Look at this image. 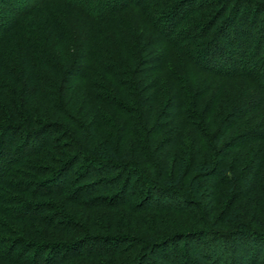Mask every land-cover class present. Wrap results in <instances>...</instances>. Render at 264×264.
<instances>
[{"label":"trees","instance_id":"1","mask_svg":"<svg viewBox=\"0 0 264 264\" xmlns=\"http://www.w3.org/2000/svg\"><path fill=\"white\" fill-rule=\"evenodd\" d=\"M2 1L0 264H264V0Z\"/></svg>","mask_w":264,"mask_h":264},{"label":"rangeland","instance_id":"2","mask_svg":"<svg viewBox=\"0 0 264 264\" xmlns=\"http://www.w3.org/2000/svg\"><path fill=\"white\" fill-rule=\"evenodd\" d=\"M123 2H125V0H119L117 3L119 4V6H121V4ZM20 3L21 4H24L25 7L28 6V5H29L28 7H32V5L35 4V0H27V1L21 0ZM46 4H47V6H49V9L50 10H53L55 12L56 11L57 12H60L61 14L64 15V17H66V19H65L66 20V24L68 26L69 25L71 26V27L69 26L70 30H72V25L71 24H73V26L79 28L80 29L79 32H81V33L82 32H86V31H89L90 30V27L93 25L92 23H89L88 21H86L79 14V12L74 11V10L73 11L70 10V8H68L66 5H64L59 0H48L46 2ZM10 10H11L10 6L6 5L4 1L0 0V26L1 27L2 26H5L7 28L13 22L14 19H17V16L16 15L12 14L11 12H9ZM133 11L134 10L125 11L124 13H122V15L125 16V17H127V18H129V20H131L133 22H137V19H134V17H133V14H134ZM134 12H136V11H134ZM95 25H96V30L97 31H99V30L102 31L105 28V26H110L109 24L99 23V22L98 23H95ZM144 26H146V25L144 24ZM144 26H142V28ZM145 29H146V32L144 34L147 37V40L149 41L148 42L149 45H151L153 43V41L155 42V41L161 40L160 37H156V36L152 37V34H153L152 29H150L149 27H147V28L145 27ZM104 35H106V34L104 33ZM104 35L103 36L97 35L98 38H99V41H101V42L104 41V37H105ZM250 42L251 41H249V43ZM159 43H163V42L162 41H158L156 44H159ZM249 43H248V46H249ZM160 47H161V45H158L157 46V49L160 48ZM10 50H11V48L10 49L6 48V51L5 52L9 53ZM14 50L15 49L13 48V51ZM13 51H12V53H10L9 58H13L14 56H18L19 55L18 53L17 54H14ZM237 51H238V53H237ZM234 52H236L237 55L240 53L239 50H236V49L233 50V53ZM158 54H159V52H158ZM239 59H241L240 56H239L238 60L236 61V64H235L236 67L235 68H239V67L242 66V65H240ZM94 68H95L94 70H91V77L89 78V79H91V82L93 80H95V81L96 80L97 81L100 80V76L98 77L97 74L100 73L101 71H100V69H99L98 66H94ZM192 78L194 80L198 81L197 84H200V82L205 83V82H203V81L200 80V78H199L198 75L195 78V74H194L192 76ZM89 79H88V81H89ZM88 81H86V84H88ZM73 82H74L73 84H75V86L83 85V87H85V84H83L84 81H81V79H79L78 77H76ZM217 211H218V208H217ZM128 216L130 217V215H128ZM2 218H3V216H0V220L5 219V218H3V219ZM95 219L96 220H101V217L100 216H95Z\"/></svg>","mask_w":264,"mask_h":264}]
</instances>
